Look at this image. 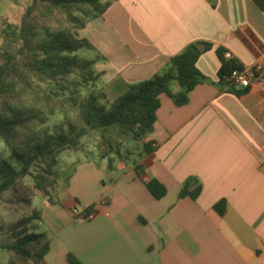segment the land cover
<instances>
[{"label": "crops", "instance_id": "obj_1", "mask_svg": "<svg viewBox=\"0 0 264 264\" xmlns=\"http://www.w3.org/2000/svg\"><path fill=\"white\" fill-rule=\"evenodd\" d=\"M101 1H110L102 16L78 31L105 58L95 69L109 101L195 42L209 45L196 62L207 81L182 106L159 95L142 177L131 160L108 171L86 159L75 163L86 177L57 189L59 203L41 200L49 250L39 264H69L68 252L83 264H264V10L253 0ZM217 48L242 66L261 64L249 87L219 81ZM151 178L166 187L160 199ZM189 180V190L201 183L195 199L179 196ZM91 204L92 219L73 213Z\"/></svg>", "mask_w": 264, "mask_h": 264}, {"label": "trees", "instance_id": "obj_2", "mask_svg": "<svg viewBox=\"0 0 264 264\" xmlns=\"http://www.w3.org/2000/svg\"><path fill=\"white\" fill-rule=\"evenodd\" d=\"M253 2L264 10V0ZM41 4L44 11L40 15L59 11L68 27L38 24L33 13ZM109 5L110 1L101 0H31L19 22L0 16V139L8 151L5 155L0 150V203L27 210L6 228V238L0 244L8 254L5 264H39L49 250L46 234L38 230L40 210L33 198L38 191L49 203H59L54 197L55 166L61 153L82 151L84 137L96 132V166L106 161L110 171L115 161L131 160L142 177L140 159L154 150L143 138L153 130L159 95L165 93L175 105L182 106L188 102L189 92L207 81L196 62L209 45L205 43L201 51L195 42L170 57L164 69L128 83L126 91L109 101L103 89L96 86L100 73L95 64L105 58L97 52L89 58L78 54L80 49L96 50L76 32L89 20L101 17ZM224 51L216 49L220 60L217 73L222 84L231 86V71L242 65L233 57L225 59ZM75 70L83 84L70 87L67 77ZM232 89L238 90L234 86ZM57 116L60 118L49 123ZM118 139L123 144L141 142L136 158L130 159L134 152L130 144L123 147ZM27 178L32 184L26 182ZM189 182L182 185L179 196L195 199L201 183L189 190ZM145 185L156 199L167 191L155 178ZM225 205V200H220L214 208L223 214ZM92 209L91 204L85 213ZM67 260L69 264H83L71 252Z\"/></svg>", "mask_w": 264, "mask_h": 264}, {"label": "rangeland", "instance_id": "obj_3", "mask_svg": "<svg viewBox=\"0 0 264 264\" xmlns=\"http://www.w3.org/2000/svg\"><path fill=\"white\" fill-rule=\"evenodd\" d=\"M31 3V0H0V16L5 17L13 22H19L22 18V15L24 14L26 8ZM44 11V7L41 5L38 6L37 10H34L33 16L36 18V22L38 24H50L59 28L68 27V23L64 20L63 14L59 11H53L50 14H47L46 17H43L40 15V12ZM77 36L82 37L81 33L79 34V31L76 30ZM97 51L89 50V49H80L78 51V54L85 58L94 57L96 55ZM98 53V52H97ZM100 61V60H99ZM99 72V71H98ZM100 73V79L96 83V86L98 89L102 88L105 92V80L106 78H102V76L106 75L102 71ZM69 86H73L74 83L83 84L81 83V78L79 75L78 70H75L72 74H70L67 77ZM177 86L175 85L174 88ZM80 91L84 92V87L82 85L79 86ZM95 88V87H94ZM126 91V89H125ZM60 116L52 117L50 119L49 123H53L57 119H59ZM98 139V134L96 132H91L89 136L84 137L83 144L84 149L79 152L75 153H67L63 152L58 156V162L55 166V171L57 175V189L61 191L64 189L65 185L69 182L71 178H81L83 176L84 178L86 175L81 171L80 168H77L76 162L77 161H83L86 159H96V148L95 144ZM118 142H121L123 144V141H120L118 139ZM130 142V141H129ZM126 142L123 144V147L130 144L129 148H131L134 152L130 156V159L136 158L138 147L141 145V142L132 143V142ZM0 150L5 153V155H8V151L5 149L4 144L2 143L0 139ZM76 163V164H75ZM75 168V169H74ZM26 182L29 184H32V181L30 178L26 179ZM64 191H62L63 193ZM44 197H42V194L38 191H36L35 196L33 198L34 204L37 205L38 209H42L44 211L42 214L44 217L49 218V213H47L45 209V205L41 206L39 203L41 200H43ZM12 205H9L7 203H0V244H2L3 240L6 238V228L14 222L18 217L22 216L24 213H26L27 210L18 207V209H13ZM77 207H80L79 205ZM43 228L42 225L38 226V229ZM8 254L5 250L0 248V264H5L7 261Z\"/></svg>", "mask_w": 264, "mask_h": 264}, {"label": "built area", "instance_id": "obj_4", "mask_svg": "<svg viewBox=\"0 0 264 264\" xmlns=\"http://www.w3.org/2000/svg\"><path fill=\"white\" fill-rule=\"evenodd\" d=\"M224 58L225 59L232 58V55L228 50L224 51ZM261 69L262 66L259 63H256L251 66H242L241 68H234L229 76L230 83L236 88H247L251 83V78L257 76L260 73ZM105 203L106 200L103 198L98 201L99 205H103ZM73 213L75 215L80 214L85 219H92L96 215V212L94 210L86 214L85 211L80 212L76 208L73 209Z\"/></svg>", "mask_w": 264, "mask_h": 264}, {"label": "water", "instance_id": "obj_5", "mask_svg": "<svg viewBox=\"0 0 264 264\" xmlns=\"http://www.w3.org/2000/svg\"><path fill=\"white\" fill-rule=\"evenodd\" d=\"M196 45L199 48V50H201V51L203 50V44L202 43H197Z\"/></svg>", "mask_w": 264, "mask_h": 264}]
</instances>
